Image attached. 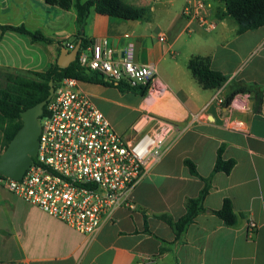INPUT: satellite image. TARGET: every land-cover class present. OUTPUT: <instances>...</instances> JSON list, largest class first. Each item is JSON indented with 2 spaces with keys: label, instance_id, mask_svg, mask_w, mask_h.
I'll list each match as a JSON object with an SVG mask.
<instances>
[{
  "label": "crops",
  "instance_id": "0c3cea01",
  "mask_svg": "<svg viewBox=\"0 0 264 264\" xmlns=\"http://www.w3.org/2000/svg\"><path fill=\"white\" fill-rule=\"evenodd\" d=\"M124 1L146 10L145 18L92 10L80 36L74 8L51 0H0V25L24 26L53 40L33 42L0 30V69L45 72L80 37L91 44L107 40L116 61L132 48L136 63L156 67V93L91 82H80L81 90L126 140L153 132L152 117L176 127L162 161L134 189L135 208L118 209L93 240L0 186V264H264V94L260 101L252 94L235 96L245 108L226 104L237 85L264 89V26L239 34L220 0H205L217 25L212 31L183 15L188 0ZM194 57L210 58L212 69L228 78L225 85L204 89L188 68ZM220 149L225 161L235 162L230 174L214 173ZM201 178L211 180L205 210L178 239L159 216H185L187 199L198 198L205 187ZM226 199L237 216L233 226L214 214Z\"/></svg>",
  "mask_w": 264,
  "mask_h": 264
},
{
  "label": "built area",
  "instance_id": "2783aa9c",
  "mask_svg": "<svg viewBox=\"0 0 264 264\" xmlns=\"http://www.w3.org/2000/svg\"><path fill=\"white\" fill-rule=\"evenodd\" d=\"M210 9L205 0H188L183 15L190 24L212 31L217 25L211 20ZM188 29L192 30L191 26ZM67 47L74 50L76 46L69 43ZM112 54L109 42L102 40L79 51L77 61L81 69L108 83H126L146 94L157 92L154 65L136 63L132 48L121 61L114 60ZM80 82L65 78L55 85L47 112L40 119L37 157L21 180L2 177L0 186L93 240L106 223L114 221L118 209L135 208L134 189L162 161L165 144L176 127L152 117L153 132L126 140L81 90ZM231 105L246 107L245 101L234 100ZM140 129L134 128L137 133ZM249 229L255 232L257 224L251 221Z\"/></svg>",
  "mask_w": 264,
  "mask_h": 264
},
{
  "label": "trees",
  "instance_id": "16d2710c",
  "mask_svg": "<svg viewBox=\"0 0 264 264\" xmlns=\"http://www.w3.org/2000/svg\"><path fill=\"white\" fill-rule=\"evenodd\" d=\"M56 6L69 10L74 8L77 14V25L79 34L86 26L87 20L94 10L95 12L109 17H115L125 20H142L145 18L146 10L138 9L125 3L124 0H51ZM225 4L227 16L234 18L239 26L238 33L256 30L264 26V0H220ZM3 32H15L31 38L33 42L53 43V40L46 38L40 32H31L26 27H15L11 25H0ZM82 48L80 52L85 50L91 43L87 42L83 37ZM188 68L198 83L206 90H217L222 88L228 78L222 73L215 71L211 67V60L208 57H194L188 63ZM31 72L36 78L25 77L20 74H7L8 84L5 88H0V150L4 151L18 130L23 126L21 113L36 104L44 101L49 96L50 82L58 85L65 78H75L81 82L102 83L114 85L106 82L98 74L86 72L81 69L78 61L72 63L68 68L62 69L58 63L54 64L45 72ZM122 90L131 89L126 83L116 84ZM145 94L146 91H143ZM239 94L255 95L258 101L264 94V89L256 85L240 84L235 88L234 93L226 100L229 105L235 96ZM47 112L45 107L44 113ZM223 150L218 152V158L215 165L214 173L225 172L230 174L235 166V162L225 161L222 157ZM186 167L190 173L199 177L195 164L185 161ZM0 178L2 176L0 175ZM205 182L200 196L196 199H187V213L178 221H175L169 215L159 216L161 220L166 222L176 232L177 238L181 239L188 227L194 222L196 217L204 212V201L209 194L211 180L201 178ZM216 216L222 219L227 225L233 226L237 222V216L234 211L232 202L226 199L223 208L214 212Z\"/></svg>",
  "mask_w": 264,
  "mask_h": 264
},
{
  "label": "water",
  "instance_id": "95a60500",
  "mask_svg": "<svg viewBox=\"0 0 264 264\" xmlns=\"http://www.w3.org/2000/svg\"><path fill=\"white\" fill-rule=\"evenodd\" d=\"M81 48L82 40L78 42L72 52L63 48L58 60V66L66 69L76 62ZM54 91L55 85L50 82V91L47 99L21 113L23 126L0 155V175L2 177L21 180L32 166L40 146L42 130L40 119L43 117L45 107L52 98Z\"/></svg>",
  "mask_w": 264,
  "mask_h": 264
},
{
  "label": "rangeland",
  "instance_id": "374dc122",
  "mask_svg": "<svg viewBox=\"0 0 264 264\" xmlns=\"http://www.w3.org/2000/svg\"><path fill=\"white\" fill-rule=\"evenodd\" d=\"M9 73H15V74L23 75L25 77L36 78L33 74H31V72L28 71L0 69V88H5L7 86L8 84L7 74ZM2 152L0 150V155L2 154Z\"/></svg>",
  "mask_w": 264,
  "mask_h": 264
}]
</instances>
